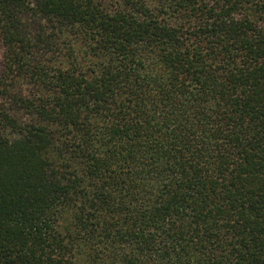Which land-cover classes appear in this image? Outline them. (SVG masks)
I'll list each match as a JSON object with an SVG mask.
<instances>
[{
    "label": "trees",
    "instance_id": "1",
    "mask_svg": "<svg viewBox=\"0 0 264 264\" xmlns=\"http://www.w3.org/2000/svg\"><path fill=\"white\" fill-rule=\"evenodd\" d=\"M0 264H264V0H0Z\"/></svg>",
    "mask_w": 264,
    "mask_h": 264
},
{
    "label": "rangeland",
    "instance_id": "2",
    "mask_svg": "<svg viewBox=\"0 0 264 264\" xmlns=\"http://www.w3.org/2000/svg\"><path fill=\"white\" fill-rule=\"evenodd\" d=\"M3 51H4V48H3L2 42L0 40V72L2 70Z\"/></svg>",
    "mask_w": 264,
    "mask_h": 264
}]
</instances>
